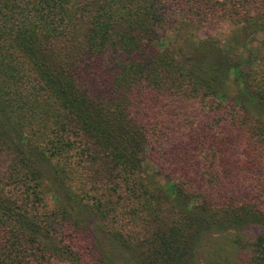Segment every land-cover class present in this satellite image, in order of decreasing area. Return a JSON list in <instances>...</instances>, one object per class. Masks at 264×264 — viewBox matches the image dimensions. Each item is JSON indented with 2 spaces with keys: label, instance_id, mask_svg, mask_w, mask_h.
<instances>
[{
  "label": "trees",
  "instance_id": "trees-1",
  "mask_svg": "<svg viewBox=\"0 0 264 264\" xmlns=\"http://www.w3.org/2000/svg\"><path fill=\"white\" fill-rule=\"evenodd\" d=\"M259 31L264 0H0V264H195L219 234L264 264Z\"/></svg>",
  "mask_w": 264,
  "mask_h": 264
},
{
  "label": "rangeland",
  "instance_id": "rangeland-1",
  "mask_svg": "<svg viewBox=\"0 0 264 264\" xmlns=\"http://www.w3.org/2000/svg\"><path fill=\"white\" fill-rule=\"evenodd\" d=\"M234 29L233 26L228 25L225 23L219 29L215 30L213 33V38L219 40L224 46V44L229 40L231 36V32ZM251 39H248L242 46H240L237 50V54L242 59L243 64L246 66L253 61V59L260 56L264 51V32L259 31L253 34ZM243 92V88L241 84L238 82L237 76L235 74V70H231L226 79L223 82L222 88V96H230L235 97L238 96L240 93ZM261 115L262 113H258ZM264 115V114H262ZM261 115V116H262ZM264 119V117H260ZM145 171L149 172L150 174L153 172V167L149 164H145ZM156 182L164 189H169L170 184H168L165 180L161 178H155ZM59 194H61L59 192ZM234 233V232H231ZM238 233L242 234L246 241H250L253 247V250L256 251L258 254H264V226L257 225L251 228H246L243 230L238 231ZM230 236L225 234H219L212 236L211 238L208 237L203 243L202 247V254L197 258L195 264H217V261L210 257L206 252L209 251L210 254L214 253V248L217 247V244L220 246L217 250L218 254L221 255L222 252L223 257L227 258L224 259L225 261H221L220 264H233L234 259H229L231 255L235 254V251L231 249L229 244ZM222 247V248H221ZM251 250V249H250ZM216 252V253H217ZM237 260L234 264H255V261H249V256L244 251L241 253H236ZM235 257V256H234ZM259 261L256 264H260L262 262L261 256L258 257Z\"/></svg>",
  "mask_w": 264,
  "mask_h": 264
}]
</instances>
